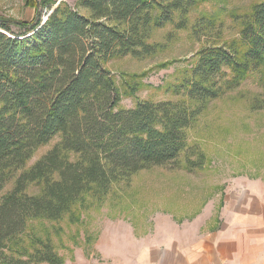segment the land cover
<instances>
[{"label":"trees","instance_id":"obj_1","mask_svg":"<svg viewBox=\"0 0 264 264\" xmlns=\"http://www.w3.org/2000/svg\"><path fill=\"white\" fill-rule=\"evenodd\" d=\"M204 1L80 0L86 14L59 6L44 23L0 18V264H65L48 241L24 248L30 223L75 219L136 173L177 163L207 104L264 68L263 0L242 17L239 42L201 50L168 87L178 101L120 107V86L106 64L155 55L151 31L176 15L185 27ZM124 86L130 95L141 89L137 82ZM57 137L27 169L35 152ZM31 185L40 194L28 195Z\"/></svg>","mask_w":264,"mask_h":264},{"label":"rangeland","instance_id":"obj_2","mask_svg":"<svg viewBox=\"0 0 264 264\" xmlns=\"http://www.w3.org/2000/svg\"><path fill=\"white\" fill-rule=\"evenodd\" d=\"M79 1L0 0V18L28 23L38 17L44 23L50 9L59 6L86 14L78 8ZM261 1L205 0L188 14L185 27L179 28L180 16L176 15L173 23L151 31L148 43L156 46L155 55L109 61L106 68L122 93L120 107L131 109L144 101H178L168 87L189 71L201 50L239 42L242 17L250 15ZM263 74L261 67L236 90L207 104L188 132L189 152L177 163L136 173L113 187L101 204L91 201L86 210H78L75 219L30 223L24 248L30 250L33 242L48 241L65 264H148L157 257L152 253L154 243L174 224L188 225L212 213L202 232L247 229L243 215L251 212L246 194L252 185L260 190L263 221ZM135 82L141 89L130 95L124 84ZM59 141L57 137L38 149L26 168H32ZM188 159L197 164L195 169L188 165ZM40 192L38 185L27 189L30 196Z\"/></svg>","mask_w":264,"mask_h":264},{"label":"crops","instance_id":"obj_3","mask_svg":"<svg viewBox=\"0 0 264 264\" xmlns=\"http://www.w3.org/2000/svg\"><path fill=\"white\" fill-rule=\"evenodd\" d=\"M248 209L243 215L247 229L236 231L211 229L201 231L208 218L173 228L160 235L154 243L156 254L148 264H264V217L258 187H248ZM246 217V218H244Z\"/></svg>","mask_w":264,"mask_h":264}]
</instances>
